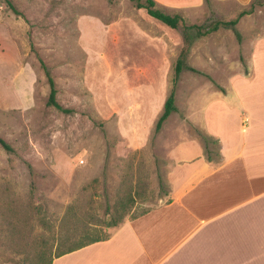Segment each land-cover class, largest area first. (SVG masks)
<instances>
[{
	"label": "rangeland",
	"instance_id": "obj_1",
	"mask_svg": "<svg viewBox=\"0 0 264 264\" xmlns=\"http://www.w3.org/2000/svg\"><path fill=\"white\" fill-rule=\"evenodd\" d=\"M156 4L180 14V28L133 0H0V136L12 148L0 144V264H34L44 242L54 252L77 224L95 220L100 235L114 233L130 217L106 226L125 193L134 196L132 215L165 201L170 145L199 135L186 116L189 94L227 91L220 75L227 83L252 73L264 0ZM242 12L235 27L220 24L203 35L190 27L205 32ZM185 49L187 63L202 73L182 71L180 113L156 131L159 115L131 103L143 106L151 90L155 101L166 100ZM45 67L66 111L48 104ZM134 124L143 131L128 133Z\"/></svg>",
	"mask_w": 264,
	"mask_h": 264
},
{
	"label": "crops",
	"instance_id": "obj_2",
	"mask_svg": "<svg viewBox=\"0 0 264 264\" xmlns=\"http://www.w3.org/2000/svg\"><path fill=\"white\" fill-rule=\"evenodd\" d=\"M252 49L250 75L227 83L220 75L227 91L220 86L189 94L186 116L199 135L170 145L166 200L126 219L109 238L57 257L53 264H264V36ZM152 92L144 93L143 106L133 99V110L150 106L146 112L160 116L166 100L155 101ZM175 113L178 106L164 127ZM138 130L143 131L134 124L127 132ZM130 144L139 147L137 140Z\"/></svg>",
	"mask_w": 264,
	"mask_h": 264
},
{
	"label": "trees",
	"instance_id": "obj_3",
	"mask_svg": "<svg viewBox=\"0 0 264 264\" xmlns=\"http://www.w3.org/2000/svg\"><path fill=\"white\" fill-rule=\"evenodd\" d=\"M136 1V6L140 9H145L147 13L161 21L162 23L166 24L167 26L178 29L183 23V18L180 14H169L165 12L163 9L157 7L156 1L155 0H145L144 2L141 0H133ZM209 1V0H208ZM247 12H242L238 18L235 20L231 21H225V22H218L213 26V28H207L205 32H200L199 29H201L203 26L201 25H191L190 27H195L198 29V35H203L206 33H209L213 30H216L219 28L220 24H224L226 26H236L240 17L245 15ZM188 27V26H187ZM236 33L238 31L236 30ZM239 35V33H238ZM187 49L182 51L181 57L178 60L176 70H175V76H174V82H173V87L171 89L170 94L168 95L164 108L162 113L157 119L156 122V131H160L164 125V122L169 118V116L177 109L176 105V88H177V83L180 79L181 73L184 69H190L193 71H198L196 68L190 66L187 61ZM46 75L48 77V81L50 84V95H49V100L48 104L49 105H54L60 110H65L62 106V104L58 101L57 95H58V89L56 86V81L54 77L52 76L51 72L47 67H45ZM0 144L5 147L8 150H11V145L7 142V140L0 136ZM134 202V196L129 192L125 193L123 197L119 199V204L118 207H116L114 216L111 217V222L108 220L107 222V227L109 226H117L118 220L120 218H125L129 214V218L136 217L137 215H132L133 212L130 214V209L127 210L128 206ZM96 217H94L95 219ZM99 218H96L98 220ZM123 220V219H122ZM126 220V219H125ZM124 220V221H125ZM75 221V220H73ZM95 221V220H94ZM91 221L89 223H86L82 226H78V224L70 229V232H68L65 236H63L62 241L58 242V245L53 252V248L51 246V249L48 248V245L46 242H44V245H42L35 258V263L34 264H53L54 259L57 257H60L62 255H65L67 253L73 252L75 250H78L82 247H85L87 245H90L92 243L105 240L109 238L113 233L107 234V235H100L98 227H97V222ZM76 222V221H75ZM119 228V227H118ZM117 230V229H116Z\"/></svg>",
	"mask_w": 264,
	"mask_h": 264
}]
</instances>
